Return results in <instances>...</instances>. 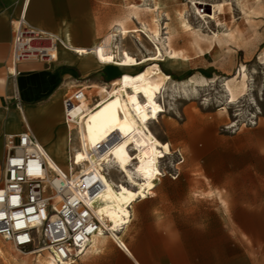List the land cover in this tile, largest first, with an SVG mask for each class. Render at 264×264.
<instances>
[{"label":"rangeland","instance_id":"374dc122","mask_svg":"<svg viewBox=\"0 0 264 264\" xmlns=\"http://www.w3.org/2000/svg\"><path fill=\"white\" fill-rule=\"evenodd\" d=\"M161 1L163 4L159 12L162 16L157 18L161 41L143 33L145 26L139 20L132 19L128 24V36L121 38L118 34L112 42V46L117 45V50L115 54H110L108 30L112 22L126 16L133 4H143L155 10V0H70L72 5L64 10L66 16L63 19L71 24L81 22L94 27L95 33L99 30L100 35H94L92 45L98 42L108 52L97 59L92 56L77 57L85 61L95 60L99 67L112 66L101 69L103 81L114 73L116 78L132 75L131 80L135 81L114 86L102 84L97 89L101 93L93 94H103V97L88 113L82 108L88 99L82 101L81 107L73 113L74 117L79 118V126L67 127L64 132L71 136V151L77 147L74 136L78 130H91L93 127L99 133L101 128L106 127L111 112L118 117L113 125L121 145L118 151L141 144L145 139L143 127L137 126L130 131L122 104L126 99H135L132 94L135 91L143 93L148 85L151 93L158 97L155 104L158 103L160 113L149 121L146 133L151 134L160 146L154 151L150 149L152 158L138 150L134 153L136 156L129 155L128 159L134 163L137 160L135 164L138 168L149 169L150 178L133 185L123 179L121 171L112 173L114 181L130 197L137 193L138 187L142 190L133 204L149 195L148 192L154 195L162 179H172L170 174H174L175 164L179 160L177 153L180 152L184 162L177 166L180 173L178 178H194L193 193L211 196L214 200L218 198L224 208L233 200H255L264 206V0L260 4L245 0L247 11L251 13L248 15L241 13L236 0H227L224 8L220 6L223 0ZM76 6L79 10H76ZM152 15L158 16V13H149L143 20L151 23ZM167 23L177 29L181 36L174 41L173 49L183 55L182 59H168ZM185 23L189 26L187 31L184 29ZM69 26L59 30L67 33L78 44L76 33H72ZM52 34L61 36V39L57 38L56 59L59 58L60 63L67 62L66 55L72 52L66 51L65 35L58 32ZM139 38L143 39L145 46ZM91 46L81 48L89 50ZM56 59L50 63L51 68L57 65ZM243 65L247 69L248 89L237 102L231 103L226 82L239 83ZM4 77H7V73ZM77 79L82 82L83 78ZM61 91L63 96L64 90ZM66 91L72 92L73 89L68 87ZM11 96L0 101V114L6 116L0 127V184L5 159V127L7 124V130L12 131V128H8L7 120L16 118L13 112L17 108L14 105L16 99ZM92 96L91 93L90 100H93ZM141 102L152 105L147 99H137V108L142 106ZM51 113H54V108ZM17 127L14 125L15 129ZM160 161L166 170L164 178L160 177L164 175L159 166ZM71 172L78 173L76 168ZM208 178L215 179L217 183L224 180L223 200L219 191H211L218 187H214ZM233 178L239 180L233 181ZM205 188H208V192H205ZM0 240L3 245L0 264H47V251L41 255L23 254L10 242L1 237Z\"/></svg>","mask_w":264,"mask_h":264},{"label":"crops","instance_id":"0c3cea01","mask_svg":"<svg viewBox=\"0 0 264 264\" xmlns=\"http://www.w3.org/2000/svg\"><path fill=\"white\" fill-rule=\"evenodd\" d=\"M69 5L70 0H0V101L12 94L22 102H15L16 118L9 119L17 129L12 124L8 131L6 124L5 135L24 132L28 125L45 148L54 145L67 129L63 100L70 92L68 87L87 89L88 101L82 108L88 113L103 97L93 94L102 84L135 82L132 75L116 78L115 73L103 81L101 69L112 66L99 67L95 60L85 61L72 53L66 55L67 62L57 58L53 68L47 63L24 62L18 65L16 77L10 75L15 22L23 15L31 25L51 33L67 35L59 29L70 24L78 44L69 37L76 47L82 50L81 46L92 45L99 30L95 33L94 27L81 22H66L64 10ZM21 108L28 121L20 116ZM5 119L1 113L0 127ZM207 180L218 187L211 191H219L223 200L224 180ZM194 185V178L162 179L154 195L138 199L123 213L129 224L122 231L99 235L72 264H264V206L255 200H233L224 208L218 198L193 193Z\"/></svg>","mask_w":264,"mask_h":264},{"label":"built area","instance_id":"2783aa9c","mask_svg":"<svg viewBox=\"0 0 264 264\" xmlns=\"http://www.w3.org/2000/svg\"><path fill=\"white\" fill-rule=\"evenodd\" d=\"M53 47L54 37L50 31L31 25L25 15L21 16L12 44L13 72L10 75L17 76L21 63L55 60ZM87 97V89L82 85L66 94L63 114L67 127L79 126L73 113ZM16 101L19 102V99L16 98ZM4 145L5 159L0 184L1 238L23 254L41 255L49 251L57 264H66L72 258L77 260L83 256L100 231L109 234L95 212L94 203L104 183L101 179L87 181L85 170L92 166L88 159L78 162L72 158L70 168L78 167L75 174L59 165L52 167L46 148L28 125L24 132L6 134ZM80 145L83 150L81 140ZM88 152L96 164L100 163L96 166L100 172L105 173V156L110 152L108 144L98 143ZM177 154L179 160L175 164L174 174H170L173 180L180 175L177 166L184 162L183 155L180 152ZM159 166L164 173L160 177L164 178L166 170L162 161ZM128 224L121 226L119 231ZM120 245L124 247L122 242Z\"/></svg>","mask_w":264,"mask_h":264},{"label":"bare ground","instance_id":"6f19581e","mask_svg":"<svg viewBox=\"0 0 264 264\" xmlns=\"http://www.w3.org/2000/svg\"><path fill=\"white\" fill-rule=\"evenodd\" d=\"M227 2H228L227 0H223L220 3L221 8H224V4H226ZM254 2L257 4H260L262 0H254ZM162 4L163 3L161 0H155V7H156L155 10H152L151 8H146L144 7L143 4L141 5L133 4L130 6L129 12L126 16L119 18L118 20L112 22L108 30L110 34V38H109L110 52L109 53L115 54V51L117 50V45L116 47L112 46V42L117 37L118 34L120 35L121 38H126L128 36L129 34L128 24L132 21V19L139 20L140 23L145 26L146 29H143V33L148 34L153 39H158L159 41H161L160 25H159V22L157 21V18L158 17L160 18L162 16V13L159 12V10L161 9L160 6ZM236 5L241 11V13H243L244 15L251 14L249 11H247V5L245 3V0H236ZM152 12L154 13L157 12L158 16L155 15L153 17L152 15L153 18H152L151 23H149L145 19L143 20V18H145L147 14L149 15V13H152ZM16 25H17V22H15V28H16ZM184 26H185L184 29L187 31L189 26L186 23ZM113 30H115L114 33H112ZM167 30H168V34H167L168 36H167L166 42L168 44L167 47H169V51H170V53H168L170 54V57H168V59L169 60L182 59L183 55L179 51H176L173 49V43L177 38H179L178 36H180V34L177 32V29L170 27L169 23H167ZM53 37H54V47L52 49V55L56 59V54L58 51V42H59L58 39H61V36L57 35V37H55L53 35ZM139 41L143 46H145L143 39L139 38ZM65 46L67 48L66 51L68 50L80 56H86V57L92 56L94 57V59H97L98 56L104 57L108 53L98 42L93 44L89 50H80L74 45L73 41L68 35H65ZM121 49L124 50L123 46ZM52 61H55V60H52ZM52 61L48 62L47 64H50ZM246 71H247L246 66L243 65L239 73L241 77V81L239 83L232 82L230 80H227L226 82V88H227V91L229 92V99L231 100V103L237 102L247 92L248 85H247ZM11 72H13V69H11ZM76 84H79V82H77ZM71 89L74 90L75 87ZM132 96L135 99H126L125 103L122 104V107L125 109L126 122H127V126L130 129V131L134 130V128H136L137 126L143 127L142 133L145 139L143 140L141 144L135 145L133 146V148H131L130 146L126 148V150L124 151H118L121 145L119 142L118 133L113 126L115 125V122L118 117L114 112H111L108 117V120L106 121V124H105L106 127L101 128L99 133L96 132V130L93 127H91V131L88 130L87 128L84 131L78 130L77 134L74 136L77 147H75L73 151H71V136L70 134H66V133L63 134L54 145L46 148L48 159L50 161L51 166L56 168L59 165L61 168L63 169L65 168L70 173H72L71 171L73 168H76V170L78 171V167L70 168L72 158L73 159L76 158L77 160H79V162L84 161V159H88L91 162L92 166L85 170V176L87 178V181L89 182H94L97 179H101V181H103L104 183V187L100 191L99 196L97 197L94 203L96 206L95 212L98 218L102 221L103 226L109 230V233L111 232L117 233L121 229V226L126 224V219L123 217V213L131 209L132 205L135 204V203L133 204V202L135 201V199H137L136 196H138L140 192L142 191L141 189H138L139 188L138 187L137 193L135 192L131 196L133 197V199H131V197L129 196V193L125 191V189L121 188L114 181L113 174H112L113 171H118V170L121 171V174H123V179H126L128 182H130V184H133V185L139 181L148 180L150 178L151 171L147 168H138L133 161L128 159V156L134 155V153L132 154V151L137 152L139 150L142 152H146L152 158L153 156L150 152V149L154 151L157 149V147L160 146L156 142V140L152 139L153 136L151 134L146 133L147 132L146 129H149L148 127L149 121L152 120L153 118H156L157 115L160 113L159 105H157L158 103L155 104V100H158V97L154 96L151 93L148 85H146V87L143 89V93L139 91H135L132 94ZM137 99L139 100L147 99V101H149L152 105L147 106V105H144L143 102H141L142 106L140 108H137V105H138ZM20 104H22L21 100H19L18 102V105ZM18 112L21 117H24L28 121V118H27V115L24 109H22L21 111L18 110ZM12 124L13 123L9 120L8 122L9 129L12 128ZM80 140L82 142L83 150H81ZM112 140H113V143L112 145H110V142ZM105 142L108 144L110 152L105 156L107 171L103 173V172H100V169L96 167V166H99L100 163L96 164V162L89 156L88 150L89 148L97 145L98 143H105ZM148 194L152 195L153 193L148 192ZM103 234L105 235L103 231H100L96 237L98 238L99 235H103ZM2 246L3 245L0 240V254L3 253ZM28 255H31V254H28ZM46 255H47V264H57L49 251H47ZM75 261L76 259L72 258L66 264H72Z\"/></svg>","mask_w":264,"mask_h":264},{"label":"trees","instance_id":"16d2710c","mask_svg":"<svg viewBox=\"0 0 264 264\" xmlns=\"http://www.w3.org/2000/svg\"><path fill=\"white\" fill-rule=\"evenodd\" d=\"M161 71L163 72V69H161Z\"/></svg>","mask_w":264,"mask_h":264}]
</instances>
